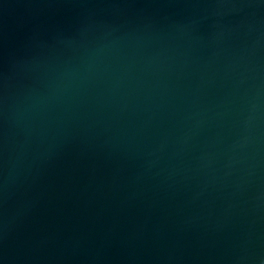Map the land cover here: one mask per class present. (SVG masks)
I'll use <instances>...</instances> for the list:
<instances>
[{
	"label": "water",
	"instance_id": "water-1",
	"mask_svg": "<svg viewBox=\"0 0 264 264\" xmlns=\"http://www.w3.org/2000/svg\"><path fill=\"white\" fill-rule=\"evenodd\" d=\"M0 264H264V0H0Z\"/></svg>",
	"mask_w": 264,
	"mask_h": 264
}]
</instances>
